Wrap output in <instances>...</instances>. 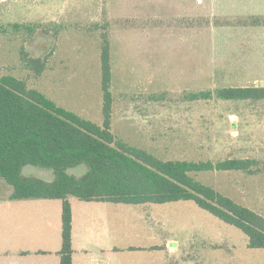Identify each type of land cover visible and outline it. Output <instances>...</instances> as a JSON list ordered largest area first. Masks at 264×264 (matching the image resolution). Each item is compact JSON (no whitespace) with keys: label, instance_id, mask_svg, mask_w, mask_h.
I'll list each match as a JSON object with an SVG mask.
<instances>
[{"label":"rangeland","instance_id":"1","mask_svg":"<svg viewBox=\"0 0 264 264\" xmlns=\"http://www.w3.org/2000/svg\"><path fill=\"white\" fill-rule=\"evenodd\" d=\"M248 1L0 0V77L23 81L57 107L101 127L100 52L106 37L110 132L116 140L160 160L253 159L261 168L264 103L215 95L218 89L264 82V67L255 59L235 53L226 59L227 34L237 39L254 23L264 25V16H246ZM25 58L45 60L44 70L35 73ZM200 93L210 96L197 98ZM86 171L82 164L67 174L78 178ZM21 174L53 180L50 171L33 166ZM195 179L264 216V170L207 172ZM9 193L11 187L0 179V199ZM117 207L125 213V224L133 216L135 225L213 227L214 257H225L226 264H264V251L247 252L239 231L194 204Z\"/></svg>","mask_w":264,"mask_h":264},{"label":"trees","instance_id":"2","mask_svg":"<svg viewBox=\"0 0 264 264\" xmlns=\"http://www.w3.org/2000/svg\"><path fill=\"white\" fill-rule=\"evenodd\" d=\"M110 46L104 37L100 52L103 89V125L97 126L57 107L42 94L10 75L0 77V179L11 187L10 200L61 201L59 264H71V216L68 197L83 202L160 206L191 203L245 237L247 252L264 251V217L195 179L207 172L256 174L253 159L216 162L160 160L154 155L116 140L110 132L112 96ZM39 74L45 60L25 58ZM223 101L263 100L264 88H222ZM210 96L200 93L197 98ZM84 164L81 177L67 170ZM25 166L48 170L51 182L24 177Z\"/></svg>","mask_w":264,"mask_h":264},{"label":"crops","instance_id":"3","mask_svg":"<svg viewBox=\"0 0 264 264\" xmlns=\"http://www.w3.org/2000/svg\"><path fill=\"white\" fill-rule=\"evenodd\" d=\"M248 3L246 16H264V0ZM254 24L251 32L237 39L226 35V59L235 53L237 58H253L256 66L264 67V25ZM257 101L264 103V99ZM9 195L0 199V264H59L61 201L10 200ZM68 202L71 264H226L225 257L213 256V227L135 225L133 216L131 224H125L121 223L125 213L118 204L73 197Z\"/></svg>","mask_w":264,"mask_h":264},{"label":"water","instance_id":"4","mask_svg":"<svg viewBox=\"0 0 264 264\" xmlns=\"http://www.w3.org/2000/svg\"><path fill=\"white\" fill-rule=\"evenodd\" d=\"M260 86L261 88H264V82H261Z\"/></svg>","mask_w":264,"mask_h":264}]
</instances>
